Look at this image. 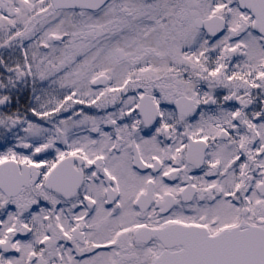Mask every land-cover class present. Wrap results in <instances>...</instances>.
<instances>
[{
	"label": "snow or ice",
	"instance_id": "snow-or-ice-1",
	"mask_svg": "<svg viewBox=\"0 0 264 264\" xmlns=\"http://www.w3.org/2000/svg\"><path fill=\"white\" fill-rule=\"evenodd\" d=\"M0 264H264V0H0Z\"/></svg>",
	"mask_w": 264,
	"mask_h": 264
}]
</instances>
